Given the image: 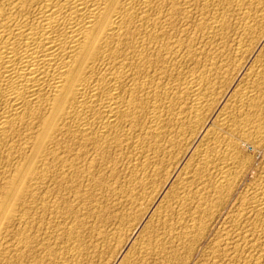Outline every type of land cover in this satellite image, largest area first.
Here are the masks:
<instances>
[{"label":"bare ground","instance_id":"6f19581e","mask_svg":"<svg viewBox=\"0 0 264 264\" xmlns=\"http://www.w3.org/2000/svg\"><path fill=\"white\" fill-rule=\"evenodd\" d=\"M263 28L264 0H0V264H92L106 253L110 235L103 232L106 222L87 245L88 218L114 204L104 210L97 191L121 173L147 189L198 129L203 147L190 164L187 159L176 188L187 195L196 183L200 194L208 176L204 189L221 199L238 166L234 138L262 141L264 55L237 84L232 106L215 108L212 119L226 137L200 125L217 101L214 82L246 59ZM216 154L223 161L212 177ZM261 178L234 212V231L221 236L212 264H264V171ZM177 202L186 218L180 213L171 232L155 230V237L153 226L120 264H177L179 249H193L188 239L204 227L206 209L200 201L196 207L187 198ZM174 206L163 203L160 215ZM125 217H118L121 225Z\"/></svg>","mask_w":264,"mask_h":264},{"label":"rangeland","instance_id":"374dc122","mask_svg":"<svg viewBox=\"0 0 264 264\" xmlns=\"http://www.w3.org/2000/svg\"><path fill=\"white\" fill-rule=\"evenodd\" d=\"M263 30V31H262ZM262 31V32H261ZM262 34H263V36H262ZM262 36V37H261ZM257 38L255 39V40H253V41H251L250 43L251 44H253L252 46H251V44H249V46L250 47H253L252 48V50H251V48H250V50H249V48H248V53H250L247 57H246V59L244 60V61H242V62H237V63H235L234 62V67L233 66H231L233 63H231L230 65H229V67H228V69L226 70V72H224V74H222L223 76L221 77H219L218 78V80L217 81H219V83H221V84H218V82H217V85H216V81L214 82V89L213 90H215V91H217L216 93H215V91H213V93H212V100L214 101V99L216 98L217 99V101H215L216 103H214L213 101H212V103H214V105L213 104H211L212 106H210V107H212V108H210V109H208V111H207V116L205 115L204 116V120H203V122H202V124L200 125V127L201 126H204L205 125V123L207 124V126L211 129V130H214V132L216 131H218V134L220 133V136H222V137H226V135H225V132L224 131H222L220 128H219V124H217V122H215V121H213V120H215V118L214 119H212L213 118V113H214V111L216 110V109H220V107L222 108V106L224 107V106H228L229 105V103H231L230 104V106L229 107H231L232 106V101H233V97H234V95H235V90L240 86V85H242V82H243V77H244V74H246V72L249 70V68L251 69L252 68V66H254L253 64L255 63L256 64V61H259L261 58H262V56L264 55V28L263 29H260V31H258V34H257V36H256ZM260 38H262V39H260ZM260 39V40H259ZM255 41V42H254ZM260 47H262L263 48V50H262V48H260ZM256 48V49H255ZM254 50V51H253ZM259 50V51H258ZM262 50V51H261ZM250 51V52H249ZM253 51V52H252ZM261 51V52H260ZM252 52V53H251ZM263 52V53H262ZM257 55H256V54ZM260 54V55H259ZM253 56L255 57V58H253ZM256 56H257V58H256ZM249 57H251V58H249ZM254 59H255V61H254ZM248 61V62H247ZM253 62V63H252ZM245 66H244V65ZM237 67H236V66ZM238 65L240 66L241 65V67H238ZM244 67H243V66ZM249 66V67H248ZM232 68V69H231ZM246 68V69H245ZM235 72H234V71ZM238 71H239V73H238ZM241 71V72H240ZM238 73V74H236V76H235V74L234 73ZM232 73V74H231ZM231 74V75H230ZM243 74V75H242ZM233 75V76H232ZM239 75V76H238ZM224 76H226V77H224ZM231 76V77H230ZM242 76V77H241ZM234 77H235V79H234ZM241 77V78H240ZM225 79V82H224V80H221V79ZM232 79H234V81L232 80ZM242 79V80H241ZM220 80H221V82H220ZM224 82V84H223V82ZM228 81V82H227ZM232 81H233V83H232ZM241 81V82H240ZM226 83H228V84H226ZM239 83H241V84H239ZM229 84H230V86H229ZM236 84V85H235ZM237 84H238V87H237ZM216 85V86H215ZM221 87H220V86ZM216 87H218L217 88V90H216ZM223 87V88H222ZM229 88V89H228ZM220 89H221V91L222 92H220ZM234 91H233V90ZM220 92V93H219ZM218 94V95H217ZM225 94V95H224ZM232 95V96H231ZM229 96H231L230 98H229ZM214 97V98H213ZM227 97V98H226ZM215 99V100H216ZM232 99V100H231ZM221 100V101H220ZM228 100H230L229 102H228ZM219 101V102H218ZM227 101V102H226ZM224 102H225V105H224ZM228 103V104H227ZM217 105V106H216ZM214 107V108H213ZM216 108V109H215ZM210 110V111H209ZM210 117V118H209ZM207 118V119H206ZM209 120V121H208ZM205 122V123H204ZM262 126V127H261ZM259 128H258V132H260V135L261 136H263L262 137V141L261 142H259V141H253V140H249L248 138H246L245 136H240V135H238V136H236L237 138H234V142H236V143H234L235 144V146H236V144H237V147H236V155H238V156H236L237 157V165L239 166H237L236 168L234 167V171H236V172H234L233 173V170H232V174H231V176H232V183H231V185L227 188V191H225V193H224V195L221 197V199L219 198L220 196L219 195H215V194H213L211 191H210V189H204L205 188V185H209V180H208V176H206L205 178H204V184H202V185H200V187H199V189L200 190H202V191H199L200 192V194L198 193V194H196L195 195V193L194 192H196L197 191V189L198 188H196L198 185L195 183V184H192V187H191V192L189 193L188 192V194L187 195H185V194H183V193H181V191L179 190V188H176V187H178V182H179V179H180V175H182V174H184L187 170H188V168L189 167H187V166H189V164H190V162H191V155H192V157L194 156V154H195V152L198 150V149H200V148H202L203 147V145L202 144H204L203 142H202V140L200 139V136H199V133L198 132H200L199 130L200 129H198L196 132H194L193 133V135L191 134L190 136H188L187 137V143L186 142H184V143H182V146H181V144H180V146H181V148L180 147H177L176 149H177V151L176 152H174L173 151V153H175V154H173V156H172V154H171V156L173 157V158H171L170 156L169 157H167L166 159H165V162H164V166L166 167V169H165V167L164 166H162V168H161V170H160V173L159 174H161V175H157V178L156 177H154L152 180H151V184L149 183V185H147V189H146V187L145 188H141L140 186H138V188H137V185H131V184H129V182H128V180H125L126 178H125V175L123 174V173H121V178H119V175H118V177L117 178H119L118 180H117V178L116 177H113L112 175L110 176V179H112L111 181L113 182V185H114V187L112 186V184L110 183L111 181H109V183H107V185H106V187H103V188H101L99 191H97L98 193V199H99V204H103L102 206L104 207V210H105V208H107V207H109L110 206V208L108 209V211L109 212H107V209L105 210L106 212H104V214H102L101 216L102 217H97V218H95L96 217V214L95 213H91L90 214V216H92V217H89L88 219H89V221H90V224H89V228H88V230L86 231V236H85V238H84V242H85V240H90V241H86V243H87V245L90 243V242H92V241H96L95 240V238H93V234H94V230H97L98 231V229H100L101 228V230L103 231L104 229H102L104 226V228H105V231H103L104 233L106 232H108L109 231V234L108 235H110L109 237H110V245H108L109 246V248H107V249H105L104 251L106 252V253H104L103 252V254H102V256L100 257H96L95 258V260H94V262L92 263V264H120V262H121V260H122V258L121 257H124L125 255L127 256V255H129V254H131L132 253V251H133V249L132 248H134V246H133V244H137V243H139L140 241H141V239L144 237V236H146L148 233H151L150 231H152V229H153V226H154V228L155 229H153V231H152V233L153 232H155V230H156V232H160V231H162V232H164L165 230H170V228L172 227L171 225H174V221H176L177 219H178V217H181V216H185V217H183V218H186V214H185V212H186V210H184L183 212H179L177 209H176V206H177V201H179V200H184L185 198H187L188 200H189V202H190V204L192 203L193 205H194V203H195V205H194V207H196V205H200V202H201V205L200 206H202V207H205L204 209H206V210H204L205 211V214L203 215V218H202V220L204 221V223H203V226L204 227H201V229L199 228H197V229H194V232H192V235L190 236L191 238H189L188 240L190 241L189 242V246H190V244H191V242H192V248L194 249V251H193V249H191V250H189L188 248H182V249H179L178 251V255H177V264H212V261H213V255L215 254L214 252H215V250H216V248H217V246H219V244L221 243V241L220 240H222L221 238H224L225 237V235H227V234H230V231H231V234L233 233V224H232V220H233V217H234V212H236V214L238 213V211L237 210H240V208H241V201H243V199H246L247 197L249 198L250 197V195H252V192H253V190H254V188H255V186L257 185V184H259L260 182H261V180H262V178L261 177H263V171H264V125H261ZM219 128V129H218ZM261 128V129H260ZM260 129V130H259ZM198 133V134H197ZM195 134V135H194ZM224 135V136H223ZM192 136H194L193 138H192ZM198 136V137H197ZM190 137V138H189ZM239 137V138H238ZM241 137V138H240ZM189 138V139H188ZM192 139V141H193V143H192V141H190ZM198 139V140H197ZM189 140V141H188ZM188 142H189V144H188ZM195 142H196V144H195ZM253 142V143H252ZM257 142V143H256ZM259 142V143H258ZM190 143H192L191 144V146H190ZM185 144V145H184ZM187 144H188V146H187ZM258 145V146H257ZM187 146V147H186ZM189 147H191V149H189ZM179 148V149H178ZM184 148V149H183ZM195 148H196V150H195ZM198 148V149H197ZM186 149V150H185ZM187 149L189 150V152L187 151ZM181 150V151H180ZM185 150V151H184ZM180 152V153H179ZM186 152V153H185ZM194 152V153H193ZM184 153H185V156H184ZM190 153V154H189ZM238 153V154H237ZM217 155V156H216ZM216 155H213V161L215 162V163H217V165H215V164H213L211 167V169H212V171H211V173L212 174H214V175H212V177H215L216 175H217V173L219 172V170L220 169H218V168H220V164H221V162L223 161V159H221L222 158V156L221 155H219V154H216ZM240 155V156H239ZM125 156H129V157H124L123 159L125 160H123L124 161V164L125 163H128L129 162V160H131L132 158V156L131 155H125ZM177 156V157H176ZM179 156V157H178ZM189 156V157H188ZM174 158H176V159H174ZM179 158V159H178ZM240 158V159H239ZM126 159H128V161L126 160ZM172 159V160H171ZM187 159L189 160V164H187ZM170 160V161H169ZM186 160V161H185ZM127 161V162H126ZM173 161V162H172ZM181 163H180V162ZM183 161V162H182ZM219 161V162H218ZM221 161V162H220ZM241 162V163H240ZM181 165H179V164ZM169 164V165H168ZM167 165H168V169H167ZM171 165V166H170ZM175 165V166H174ZM179 165V166H178ZM184 165H186V166H184ZM185 167V169H183L184 167ZM164 167V168H163ZM173 167V168H172ZM176 167V169L177 170H175L174 168ZM181 167V168H180ZM187 168V169H186ZM245 168V169H244ZM181 169V170H180ZM215 169V170H214ZM216 169H218V170H216ZM243 169V170H242ZM167 170V171H166ZM169 170V171H168ZM162 172H166V173H163L162 174ZM236 173V174H235ZM238 173H241V174H238ZM123 174V175H122ZM180 174V175H179ZM164 175V176H163ZM177 175V176H176ZM237 175V176H236ZM123 176V177H122ZM160 176V177H159ZM166 176V177H165ZM234 176V177H233ZM240 176V177H239ZM239 177V178H238ZM155 178H156V180H155ZM165 178V179H164ZM177 178V179H176ZM237 178V179H236ZM122 180V182H120L121 180ZM159 180V181H158ZM206 180V181H205ZM260 180V181H259ZM115 181V182H114ZM154 181V182H153ZM153 182V183H152ZM207 182V183H206ZM259 182V183H258ZM116 183V184H115ZM176 183V184H175ZM109 184H110V186H109ZM118 184V185H117ZM153 184V185H152ZM172 184V185H171ZM174 184V185H173ZM128 185H129V187H131V188H129L128 187ZM194 185H196V186H194ZM117 186V187H116ZM120 186V188L121 187H123V189L122 190H124V191H122L120 188L118 189V187ZM132 186H133V188H132ZM148 186H149V188H148ZM206 186V187H207ZM107 187H109V188H107ZM128 189V191L126 192V188ZM134 187H135V189H134ZM151 187V188H150ZM170 189H169V188ZM254 187V188H253ZM141 188V189H140ZM105 189V190H104ZM111 189H113V191H111ZM116 189V190H115ZM138 189H139V191H138ZM149 189H150V191H149ZM167 189V190H166ZM176 190V191H174L173 192V190ZM102 190H103V192H102ZM118 190V191H117ZM119 190H121V191H119ZM130 190H131V192H130ZM134 190V191H133ZM137 190V191H136ZM141 190V191H140ZM145 190H147V192H144ZM170 190V191H169ZM107 191V194L105 193ZM114 191H117V192H115V193H113ZM162 191V192H161ZM178 191V192H177ZM203 191H205V192H203ZM108 192H109V195H108ZM123 192V193H122ZM135 192V193H134ZM140 192V193H139ZM152 192V193H151ZM159 192V193H158ZM166 192L168 193H170V194H172L173 195V197H172V195H171V198L173 199V200H171V199H169L170 198V194H166ZM249 192V193H248ZM251 192V193H250ZM103 193V194H102ZM113 194V196H115V198L114 197H110V196H112V195H110V194ZM122 194V198L123 197H125V198H123L124 199V201L122 200V198L120 197L121 196V194ZM127 193H128V195L129 194H131V195H129V196H132V197H129L128 195H127ZM141 193H146V196H145V194L143 195V194H141ZM150 193V194H149ZM156 193V194H155ZM163 193H165V195L163 194ZM117 194H119L118 196H116ZM125 194V195H124ZM137 194V195H136ZM148 194V195H147ZM153 194V195H152ZM182 194V195H181ZM193 194V195H192ZM211 194V195H210ZM213 194V195H212ZM135 195H136V198H135ZM138 195H140V196H138ZM160 195V196H159ZM189 195V196H188ZM230 195V196H229ZM249 195V196H248ZM143 198H142V197ZM148 196V197H147ZM156 196V197H155ZM165 196V197H164ZM167 196V197H166ZM190 196H192V198H189ZM193 196H195L194 198H197V199H195L194 200V198H193ZM197 196V197H196ZM215 196V197H214ZM244 196H246V197H244ZM116 197H118V199H119V197H120V199L119 200H121V201H117V199H116ZM169 197V198H168ZM184 197V198H183ZM229 197V198H228ZM243 197V198H242ZM114 198V199H113ZM127 198V199H126ZM129 198V199H128ZM132 198L134 199L135 198V200H133L132 201ZM142 198V199H141ZM180 198V199H179ZM202 198V199H201ZM215 198V199H214ZM247 198V199H248ZM141 199V200H140ZM153 199V200H152ZM163 199V200H162ZM175 199V200H174ZM192 199V200H191ZM199 199V200H198ZM217 199H219V201L217 200ZM242 199V200H241ZM93 200H95V199H91L90 201H93ZM140 202H139V201ZM145 201V202H143V201ZM156 200V201H155ZM162 200V201H161ZM199 202H197V201ZM208 200V201H207ZM224 200H226V201H224ZM239 200V201H238ZM135 201H136V203H135ZM164 201V202H163ZM171 201V202H170ZM173 201V202H172ZM177 203H176V202ZM203 201V202H202ZM221 201V202H220ZM100 202H102V203H100ZM107 202H111L110 204H112V203H114V204H112V205H109V206H107L109 203H107ZM123 202H126V205L128 204V206L126 207V205L123 203ZM132 202V203H131ZM139 202V203H138ZM142 202V203H141ZM153 202H155V204H153ZM159 202H163L164 204H166V203H171V205L173 206V204L175 205L173 208H175V209H173L172 207V209L170 208L169 210H168V215L166 214V216L164 215V216H162V215H160L161 214V208L160 207H162V205H163V203H159ZM194 202V203H193ZM107 203V204H106ZM117 203L119 204V205H117ZM205 203H206V205H205ZM207 203H208V205H207ZM96 204H98V203H95V202H93L92 203V205L94 206V205H96ZM162 204V205H161ZM189 204V205H190ZM204 204V205H203ZM212 204V205H211ZM240 204V205H239ZM116 207H115V206ZM136 205H137V207H138V209H137V207H136ZM193 205H191V206H193ZM198 205V206H199ZM237 205H239V206H237ZM107 206V207H106ZM123 206H125V207H123ZM156 208H155V207ZM115 207V208H114ZM158 207V208H157ZM214 207H216V208H214ZM222 207V208H221ZM121 208V209H120ZM129 210V211H127V209ZM150 208V209H149ZM154 208V209H153ZM189 208L190 207H188L187 209L189 210ZM211 208V209H210ZM237 208V209H236ZM239 208V209H238ZM155 209H158V210H155ZM160 209V210H159ZM118 210V211H117ZM214 210V211H213ZM235 210V211H234ZM133 211V212H132ZM148 211V212H147ZM154 211V212H153ZM156 211H160L159 213H156ZM211 211V212H210ZM151 212V213H150ZM154 213V215H153V213ZM214 212V213H213ZM107 213V214H106ZM117 215H116V214ZM120 213H122L121 215H120ZM125 213V214H124ZM164 213V212H163ZM171 213V214H170ZM181 213V214H180ZM211 213V214H210ZM95 214V215H94ZM113 214V215H112ZM115 214V215H114ZM124 214V215H123ZM132 214H133V216H132ZM155 214L157 215V216H155ZM179 214L181 215V216H179ZM207 214V215H206ZM235 214V215H236ZM111 215V216H110ZM126 215V220H128V221H125V224H123V225H121V221L119 220V216H125ZM153 217H152V216ZM212 215V216H211ZM231 215V216H230ZM109 216H110V218H109ZM117 217V219H116V217ZM129 216V217H128ZM149 216H150V218H149ZM94 217V218H93ZM105 219H104V218ZM136 217V218H135ZM156 217V218H155ZM157 217H159L158 219H159V221H161V219H163L162 221V223H158L157 222ZM167 218V219H165V218ZM205 217V218H204ZM92 220H91V219ZM99 218V219H98ZM132 218V219H131ZM213 218V219H212ZM102 219H104L103 221H104V223H103V221H102ZM110 221H109V220ZM115 219H116V222H115ZM142 219V220H141ZM149 219V220H148ZM152 219H154V220H152ZM156 219V220H155ZM96 220H100V221H96ZM131 220V221H130ZM167 220H168V222H167ZM212 220H213V222H212ZM118 221V222H117ZM154 221V222H153ZM155 221H156V223H155ZM208 221V222H207ZM93 222H95V225H94V223ZM107 222V224H105ZM128 222V223H127ZM135 222V223H134ZM150 222H152V224L150 223ZM173 222V223H172ZM207 222V223H206ZM229 222H231V223H229ZM98 223V224H97ZM100 223V224H99ZM111 223V224H110ZM119 223H120V225H119ZM127 223V224H126ZM129 223H130V225H129ZM155 223V224H154ZM165 223V224H164ZM92 224V225H91ZM97 224V225H96ZM103 224H105V225H103ZM113 224V225H112ZM118 224V225H117ZM148 224H150V226L148 225ZM162 224V225H161ZM206 224V225H205ZM208 224V225H207ZM230 224V225H229ZM103 225V227H101ZM116 225H117V227H116ZM136 225V226H135ZM139 225V226H138ZM98 226V227H97ZM99 226H100V228H99ZM130 226V228H128ZM142 226V227H141ZM145 226H147V227H145ZM158 226H159V228H158ZM230 226H232V230H231V228H229ZM110 227V228H109ZM111 227H113V228H111ZM123 229H122V228ZM132 227V228H131ZM137 227V228H136ZM149 227H151V229L149 228ZM157 227V228H156ZM162 227H163V229H162ZM206 227V228H205ZM95 228V229H94ZM107 228V229H106ZM119 228H121V229H119ZM134 228V229H133ZM164 228H165V230H164ZM169 228V229H168ZM130 229V230H129ZM133 229V230H132ZM150 229V230H149ZM157 229H158V231H157ZM228 230L229 231V233H227V232H225L224 233V230ZM90 230V231H89ZM115 230V231H114ZM120 230V231H119ZM132 230V231H131ZM139 230V231H138ZM145 230H146V232H145ZM226 230V231H227ZM89 231V232H88ZM118 231V232H117ZM172 230H170V232H171ZM199 231V232H198ZM91 232V233H90ZM128 232V233H127ZM155 232V233H156ZM162 232H160V233H162ZM203 232V233H202ZM206 232V233H205ZM88 233V234H87ZM93 233V234H92ZM136 233V234H135ZM144 233V236L142 235ZM155 233H153V235H154V237H155ZM194 233V234H193ZM221 233H222V235H221ZM112 234V235H111ZM115 234V235H114ZM201 234V235H200ZM133 235H134V237H133ZM142 237H141V236ZM194 235H196V236H194ZM224 235V237H221V236H223ZM124 238H123V237ZM220 236V237H219ZM88 237V238H87ZM118 237H120V238H118ZM193 237V238H192ZM195 237V238H194ZM216 237H218V238H216ZM132 238H134V239H132ZM199 238V239H198ZM138 239V241L136 242V240ZM191 239V240H190ZM193 239V240H192ZM199 241H198V240ZM119 240H121V241H119ZM129 240V241H128ZM131 240V241H130ZM135 240V241H134ZM216 240V241H215ZM219 240V243L217 242ZM123 241V242H122ZM128 241V242H127ZM197 241V242H196ZM121 242V243H120ZM127 242V243H126ZM136 242V243H135ZM112 243H115V244H112ZM130 243V244H129ZM217 243H218V245H217ZM210 244V246H208ZM213 244L215 245V246H213ZM127 245V246H126ZM194 245V246H193ZM126 246V247H125ZM117 247V249H115ZM122 247V248H121ZM212 247V248H211ZM125 248V249H124ZM181 248V247H180ZM129 249L131 250V253L130 252H128L129 251ZM111 250H113V251H111ZM114 250H116V251H114ZM125 250V251H124ZM187 250V251H186ZM214 250V251H213ZM108 251H109V253H108ZM110 251H111V253H110ZM121 251L122 252H124L123 253V256H120V253H121ZM183 251V252H182ZM193 251V252H192ZM209 251H211V253L209 252ZM119 252V253H118ZM125 252H127V253H125ZM114 253H116V255L114 254ZM209 253V254H208ZM213 253V254H212ZM110 256H109V255ZM118 254H119V256H118ZM125 254V255H124ZM186 256H185V255ZM191 254V255H190ZM204 254V255H203ZM114 255V256H113ZM207 255V256H206ZM210 255V257L212 258H210L209 259V256ZM108 256V257H107ZM179 256V257H178ZM183 256V257H182ZM187 256H188V258H187ZM202 256V257H201ZM206 256V257H205ZM111 257V258H110ZM119 257V258H118ZM107 258V259H106ZM206 258H208V259H206ZM183 259V260H182ZM98 260V261H97ZM102 260V261H101ZM110 261V262H109ZM183 261H184V263H183ZM188 261V262H187ZM207 261H209V262H207ZM119 262V263H118ZM181 262V263H180ZM187 262V263H186ZM203 262V263H202ZM147 263H149V264H163L164 263V261L163 260H159V261H156V262H151V261H148ZM165 264V263H164Z\"/></svg>","mask_w":264,"mask_h":264}]
</instances>
